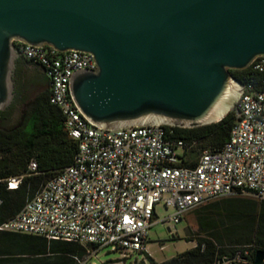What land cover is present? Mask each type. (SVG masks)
Segmentation results:
<instances>
[{"label": "water", "instance_id": "95a60500", "mask_svg": "<svg viewBox=\"0 0 264 264\" xmlns=\"http://www.w3.org/2000/svg\"><path fill=\"white\" fill-rule=\"evenodd\" d=\"M15 41L91 54L95 70L71 73L68 89L97 128H195L240 97L229 71L264 57V0H0V112L14 99Z\"/></svg>", "mask_w": 264, "mask_h": 264}, {"label": "built area", "instance_id": "2783aa9c", "mask_svg": "<svg viewBox=\"0 0 264 264\" xmlns=\"http://www.w3.org/2000/svg\"><path fill=\"white\" fill-rule=\"evenodd\" d=\"M13 45L48 79L49 103L59 110L76 153L13 217L0 222V231L79 245L84 254L73 255L74 263L94 264L92 258L105 248L121 258L145 252L159 205L171 210L161 223L176 225L186 212L216 198L243 194L264 201L263 56L248 66L253 79L242 85L231 110L234 120L226 142L209 151L159 125L112 131L91 125L68 89L71 73L95 70L91 54ZM27 171L39 174L34 160ZM22 177L5 179L6 190L17 189Z\"/></svg>", "mask_w": 264, "mask_h": 264}, {"label": "trees", "instance_id": "16d2710c", "mask_svg": "<svg viewBox=\"0 0 264 264\" xmlns=\"http://www.w3.org/2000/svg\"><path fill=\"white\" fill-rule=\"evenodd\" d=\"M20 60L26 66L40 68L21 56H19L17 61L19 62ZM229 72L241 85L253 79V73H251L249 68L230 70ZM41 73L43 80L49 85V81L42 69ZM49 95L50 85L44 93L33 97L30 102L28 118L22 128L7 130L0 127V222L13 217L23 206L25 200L31 197L41 184L56 175L60 169L72 163L76 153V142L72 141L64 131L60 112L49 103ZM6 112H0V119L5 117ZM233 120V113L230 111L220 121L201 127H163L171 129L177 138L187 142L195 141L196 148L215 151L220 149L226 142ZM30 160L35 161L38 175H28L27 166ZM15 176H23L19 187L15 190H6L4 180ZM247 215L250 214L248 213ZM250 216H252V220L256 224L253 230L254 235L249 239L253 245L251 249L250 247L246 250L234 248L229 250L227 255L223 250L215 249L211 242H199L196 247L180 254L179 258H173L159 264H215L213 258L215 256H228L229 259H232L237 255L243 257L247 262L246 264H254L256 253H264L263 200H258V208ZM253 216L256 217L253 218ZM206 221L204 218L205 223ZM0 233L6 235L14 234L5 231H0ZM38 238L48 243L50 242V244L54 241L43 237ZM55 242L60 245L73 246L72 248L76 247L78 252L72 253L73 255L82 256L84 254V249L79 245L63 241ZM249 250L250 252L245 254L244 251ZM147 259L150 264H155L150 257L147 256ZM72 262L75 264L73 259ZM259 264H264V256Z\"/></svg>", "mask_w": 264, "mask_h": 264}, {"label": "rangeland", "instance_id": "374dc122", "mask_svg": "<svg viewBox=\"0 0 264 264\" xmlns=\"http://www.w3.org/2000/svg\"><path fill=\"white\" fill-rule=\"evenodd\" d=\"M26 72L29 75H35V67L26 66ZM33 97L34 91L28 90L21 98L23 100L16 99L7 110L5 117L0 119V127L7 130L22 128L28 118L30 102ZM257 208L258 199L252 196L230 195L196 206L186 212L178 224L172 225L161 223L171 213V210H166L159 205L155 210L157 222L150 227L148 232L145 253L126 254L124 258H121L119 253L105 248L99 250L91 262L94 264H150L148 256L155 264H159L179 258L180 254L196 247L199 242H211L215 249L223 250L227 255L229 250L234 248L246 250L250 247L251 249L253 245L249 239L254 235L253 230L256 224L250 215ZM248 213L250 215H247ZM255 217L253 216V218ZM204 218L207 220L206 223ZM244 252L247 254L250 250ZM46 258L48 264H55L51 256ZM213 258L215 264L247 263L243 257L238 255L232 259H229L228 256ZM1 261H4L5 264H15L16 262L8 257L0 258V264Z\"/></svg>", "mask_w": 264, "mask_h": 264}, {"label": "crops", "instance_id": "0c3cea01", "mask_svg": "<svg viewBox=\"0 0 264 264\" xmlns=\"http://www.w3.org/2000/svg\"><path fill=\"white\" fill-rule=\"evenodd\" d=\"M38 237L0 233V258L8 257L16 261L15 264H48L46 257L51 256L55 264H73L71 256L78 252L76 247L60 245L57 240L50 244ZM1 264H5L4 261Z\"/></svg>", "mask_w": 264, "mask_h": 264}, {"label": "flooded vegetation", "instance_id": "af4514ba", "mask_svg": "<svg viewBox=\"0 0 264 264\" xmlns=\"http://www.w3.org/2000/svg\"><path fill=\"white\" fill-rule=\"evenodd\" d=\"M35 70V75H29L26 72V65L23 63V61H17L13 77L14 99L11 105L16 101V99H21L28 90H33L35 97L44 93L48 88V83L42 78L41 69L35 68ZM11 105L5 111H7Z\"/></svg>", "mask_w": 264, "mask_h": 264}]
</instances>
